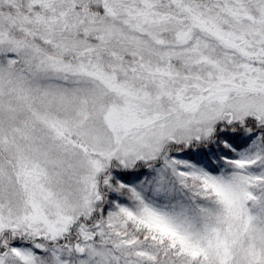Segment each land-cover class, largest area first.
Wrapping results in <instances>:
<instances>
[{
    "label": "snow or ice",
    "instance_id": "snow-or-ice-1",
    "mask_svg": "<svg viewBox=\"0 0 264 264\" xmlns=\"http://www.w3.org/2000/svg\"><path fill=\"white\" fill-rule=\"evenodd\" d=\"M0 264H264V0H0Z\"/></svg>",
    "mask_w": 264,
    "mask_h": 264
}]
</instances>
